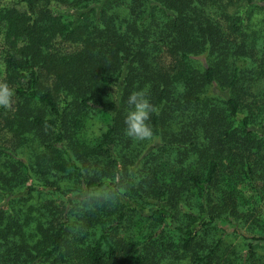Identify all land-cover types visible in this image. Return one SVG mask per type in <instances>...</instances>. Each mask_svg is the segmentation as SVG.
Segmentation results:
<instances>
[{
  "label": "trees",
  "instance_id": "obj_1",
  "mask_svg": "<svg viewBox=\"0 0 264 264\" xmlns=\"http://www.w3.org/2000/svg\"><path fill=\"white\" fill-rule=\"evenodd\" d=\"M0 82V264H264V0H0Z\"/></svg>",
  "mask_w": 264,
  "mask_h": 264
},
{
  "label": "clouds",
  "instance_id": "obj_2",
  "mask_svg": "<svg viewBox=\"0 0 264 264\" xmlns=\"http://www.w3.org/2000/svg\"><path fill=\"white\" fill-rule=\"evenodd\" d=\"M13 90L6 82H0V108H9L13 102ZM127 110L124 117L125 134L136 141H145L153 137V129L149 123L150 116L156 107L150 102L145 91H133L127 97ZM93 195H99L94 193ZM110 198L109 193L103 194Z\"/></svg>",
  "mask_w": 264,
  "mask_h": 264
},
{
  "label": "rangeland",
  "instance_id": "obj_3",
  "mask_svg": "<svg viewBox=\"0 0 264 264\" xmlns=\"http://www.w3.org/2000/svg\"><path fill=\"white\" fill-rule=\"evenodd\" d=\"M106 123L100 119L99 117H95L93 118L91 121L88 122L85 130H84V137L89 140V141H95L96 139H98L101 134L106 130ZM226 170H228V168H225ZM256 183V187H258L261 191L264 190V178L263 176L260 177L259 179H257ZM236 187L239 188V190L242 191V197L247 201L250 202L251 198H255L257 191L254 190L253 188H251L247 182H242V181H238L236 184ZM251 206L252 202H251ZM257 218L258 219H263L261 222V226L260 227H255V229H257V233H264V202H261L260 206L258 207V212H257ZM254 228V226H253ZM242 232H246L245 229H240ZM235 244H237V246H240V241L239 239L236 238V240L232 239ZM227 257V255H225Z\"/></svg>",
  "mask_w": 264,
  "mask_h": 264
}]
</instances>
